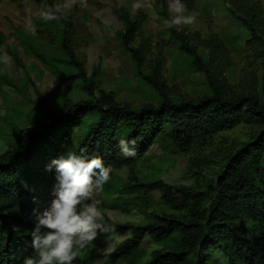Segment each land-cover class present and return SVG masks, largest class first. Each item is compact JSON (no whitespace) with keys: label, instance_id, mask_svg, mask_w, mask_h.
<instances>
[{"label":"rangeland","instance_id":"374dc122","mask_svg":"<svg viewBox=\"0 0 264 264\" xmlns=\"http://www.w3.org/2000/svg\"><path fill=\"white\" fill-rule=\"evenodd\" d=\"M238 1L182 0L188 12L196 14V21L177 32L196 49L205 70L193 63L161 21L157 7L162 0H74L68 15L75 27L71 48L88 77L99 69L96 96L133 108L158 103L149 76L162 82L172 98L207 95L212 81L229 96L255 94L264 100V58H255L247 47L249 30L240 20L244 18L264 35V0ZM64 2L57 0V4ZM137 2L143 4L142 10H133ZM120 8L132 16L139 12L146 16L132 42L141 52L140 68L117 35L125 27ZM40 12L35 0H0V153L15 146L13 131L36 129L66 101L91 98L75 77L77 70L62 61L66 54L58 42L56 23L42 19ZM29 23L35 26V36L27 27ZM15 52L23 66L12 58ZM5 54L11 57L9 64L4 61ZM256 129L239 124L215 134L205 146L185 152L167 139H158L132 166L113 170L95 198L102 201L104 216L115 223L143 224L155 215L178 214L158 190L147 189L146 184L163 180L202 189L216 178L227 155L247 142ZM77 132L78 136L82 130ZM197 157H205L207 162L199 164ZM128 236V231L111 234L75 251L92 264H108L109 253ZM171 244L173 240L157 243L145 237L142 260H147L151 251L167 250ZM211 255L208 264H230L218 249Z\"/></svg>","mask_w":264,"mask_h":264},{"label":"trees","instance_id":"16d2710c","mask_svg":"<svg viewBox=\"0 0 264 264\" xmlns=\"http://www.w3.org/2000/svg\"><path fill=\"white\" fill-rule=\"evenodd\" d=\"M35 1L42 11L57 4V0ZM238 2L243 4V0ZM119 13L125 27L117 35L140 68L141 52L132 42L146 16L140 12L132 16L125 8H120ZM157 14L162 22L171 17L167 0H162ZM240 20L249 30L247 47L255 58L263 59L264 35L244 18ZM53 22L66 54L62 61L77 70L75 77L83 82L91 98L66 101L36 129L13 131L15 146L0 153V264H23L25 258L35 256L31 234L36 214L54 199L56 172L54 167L48 170L53 159L69 151L86 158L98 156L113 171L132 166L158 139H167L178 151L185 152L194 146H205L215 134L239 124L257 129L247 142L227 155L216 178L204 188L170 185L163 180L146 184L147 189L158 190L162 200L178 214L155 215L143 224L115 223L105 217L114 230L100 233L94 242L129 232L109 253L108 264H208L213 249L220 250L230 264H264V100L255 94L229 96L212 81L207 95L172 98L153 76L146 78L159 95L155 105L133 108L98 97L95 90L99 69L88 77L74 55L71 37L75 27L71 18ZM167 29L193 63L207 69L196 49L175 28ZM33 53L45 60L36 51ZM11 56L23 66L17 52ZM79 129L82 133L77 136ZM121 139L135 140V157L121 154ZM195 160L199 164L207 162L205 157ZM145 237L157 243L173 240L174 244L164 251H151L143 261L141 243ZM72 264L92 263L76 253Z\"/></svg>","mask_w":264,"mask_h":264},{"label":"clouds","instance_id":"9594fccd","mask_svg":"<svg viewBox=\"0 0 264 264\" xmlns=\"http://www.w3.org/2000/svg\"><path fill=\"white\" fill-rule=\"evenodd\" d=\"M73 3L74 0H65L63 4L47 6L39 15L45 21L67 19ZM167 6L172 14L163 21L167 28L180 31L182 26L195 23L196 14L188 12L182 0H167ZM132 8L142 10L143 4L137 2ZM27 27L35 36V26L29 23ZM4 61L9 64L11 57L5 54ZM135 144V140L121 139V154L135 157ZM53 167L54 199L48 208L36 214V226L31 234L35 256L25 258L23 264H72L76 259L75 248L84 249L100 233L114 230L105 219L102 201L95 198V193L109 181L112 168L105 166L101 157L86 158L70 151L53 159L48 170Z\"/></svg>","mask_w":264,"mask_h":264}]
</instances>
